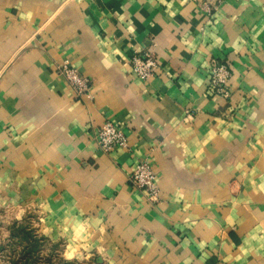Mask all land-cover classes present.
Segmentation results:
<instances>
[{
	"label": "crops",
	"instance_id": "0c3cea01",
	"mask_svg": "<svg viewBox=\"0 0 264 264\" xmlns=\"http://www.w3.org/2000/svg\"><path fill=\"white\" fill-rule=\"evenodd\" d=\"M106 120L128 147L99 149ZM142 158L156 203L129 182ZM0 207L35 213L68 259L264 264V0H0Z\"/></svg>",
	"mask_w": 264,
	"mask_h": 264
},
{
	"label": "built area",
	"instance_id": "2783aa9c",
	"mask_svg": "<svg viewBox=\"0 0 264 264\" xmlns=\"http://www.w3.org/2000/svg\"><path fill=\"white\" fill-rule=\"evenodd\" d=\"M204 8L209 10L206 6ZM130 66L132 73L142 80H148L156 75L159 70L158 61L150 50L133 54L130 57ZM59 71L73 88L77 97L82 98L90 92L91 79L83 76L78 69L71 66L67 61L60 65ZM209 74L212 90L223 98H229L230 92L227 86L232 76L229 66L212 58L209 62ZM95 141L103 153H111L118 148L128 147L126 133L122 127L111 120H106L100 126ZM129 182L134 189L144 191L151 202L156 203L160 200L159 183L149 158H142L137 161L135 168L129 175Z\"/></svg>",
	"mask_w": 264,
	"mask_h": 264
},
{
	"label": "rangeland",
	"instance_id": "374dc122",
	"mask_svg": "<svg viewBox=\"0 0 264 264\" xmlns=\"http://www.w3.org/2000/svg\"><path fill=\"white\" fill-rule=\"evenodd\" d=\"M20 226L25 227L26 230H33L39 237L42 236L35 213L0 207V264H12V260L20 258L22 246L18 244V239L14 236ZM42 242L38 254L39 259L35 264H62L61 258L73 264H77L76 262H80L79 264L95 263L91 258L68 259L64 256L63 249L59 244L49 240Z\"/></svg>",
	"mask_w": 264,
	"mask_h": 264
},
{
	"label": "trees",
	"instance_id": "16d2710c",
	"mask_svg": "<svg viewBox=\"0 0 264 264\" xmlns=\"http://www.w3.org/2000/svg\"><path fill=\"white\" fill-rule=\"evenodd\" d=\"M18 239V244L22 246L20 258L12 260V264H35L39 259V251L41 249V242L48 241L44 236L39 237L33 230H26L25 227L20 226L14 235ZM43 243V242H42ZM56 244V243H55ZM62 264H73L72 262L60 259ZM95 262V261H94ZM79 264L80 262H76ZM99 264V263H94Z\"/></svg>",
	"mask_w": 264,
	"mask_h": 264
}]
</instances>
